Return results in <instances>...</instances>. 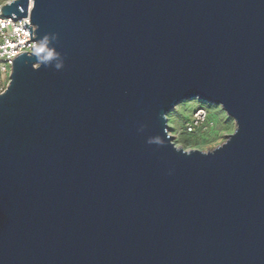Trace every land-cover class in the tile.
Wrapping results in <instances>:
<instances>
[{
	"label": "water",
	"instance_id": "95a60500",
	"mask_svg": "<svg viewBox=\"0 0 264 264\" xmlns=\"http://www.w3.org/2000/svg\"><path fill=\"white\" fill-rule=\"evenodd\" d=\"M29 15L44 50L14 58L0 92V264H264V0ZM191 98L235 121L212 150L169 133Z\"/></svg>",
	"mask_w": 264,
	"mask_h": 264
},
{
	"label": "rangeland",
	"instance_id": "374dc122",
	"mask_svg": "<svg viewBox=\"0 0 264 264\" xmlns=\"http://www.w3.org/2000/svg\"><path fill=\"white\" fill-rule=\"evenodd\" d=\"M8 81L6 82L7 85ZM199 107L206 110V121L199 128L188 131L186 123ZM169 133L177 146L185 149L212 150L222 144L230 129H235V121L219 104H213L198 98H191L179 102L166 114Z\"/></svg>",
	"mask_w": 264,
	"mask_h": 264
},
{
	"label": "built area",
	"instance_id": "2783aa9c",
	"mask_svg": "<svg viewBox=\"0 0 264 264\" xmlns=\"http://www.w3.org/2000/svg\"><path fill=\"white\" fill-rule=\"evenodd\" d=\"M1 13V12H0ZM27 18L28 26H31V38H34L33 26L30 23L29 10L26 16L16 18L13 20L11 17H4L0 15V22L3 23V27H0V53L6 51H16V49L21 47L19 41L23 38V31L28 32V37L23 40V47L29 49V51L20 52H36L37 46L36 40H29V31L24 28V25L20 22ZM29 40V41H26ZM15 47H9V46ZM7 55H0V92H2L6 87V82L9 81V75L11 71V63L13 59H7ZM206 110L203 107H199L192 114L190 120L186 123L188 131H193L196 127L199 128L206 121Z\"/></svg>",
	"mask_w": 264,
	"mask_h": 264
},
{
	"label": "snow or ice",
	"instance_id": "6c2138e0",
	"mask_svg": "<svg viewBox=\"0 0 264 264\" xmlns=\"http://www.w3.org/2000/svg\"><path fill=\"white\" fill-rule=\"evenodd\" d=\"M17 3L23 4V7H21L19 9V11L21 13H26L29 10V8H28L29 0H8V2L0 3V8H6L8 5H13V4H17ZM35 6H36V0H32V8L31 9L34 10ZM0 15H2V13H0ZM27 23H28V20H27V22L25 24H27ZM0 27H3V23L2 22H0ZM12 47H15V46L13 45ZM20 55H21V52H16L15 55L8 56L7 59L11 60L13 58L19 57ZM3 95H4V93H0V96H3ZM234 131H236V130L235 129H230V133L234 132Z\"/></svg>",
	"mask_w": 264,
	"mask_h": 264
},
{
	"label": "clouds",
	"instance_id": "9594fccd",
	"mask_svg": "<svg viewBox=\"0 0 264 264\" xmlns=\"http://www.w3.org/2000/svg\"><path fill=\"white\" fill-rule=\"evenodd\" d=\"M5 2H8V0H0V3H5ZM28 8L29 10L32 8V0H29V4H28ZM27 22V18H25L24 20H22L20 23L21 24H24ZM28 37V32L27 31H23V38L19 41V43L21 44V47L16 49V51H6V52H2L0 53V55H7V56H13L15 55L16 52H20V51H29V49L27 48H24L23 47V40L26 39ZM9 47H12L11 45ZM44 49L41 47V48H36L35 51L36 52H42ZM52 53L49 52L48 53V56H51ZM38 65H33V68H37ZM57 69H60L61 68V65L57 64Z\"/></svg>",
	"mask_w": 264,
	"mask_h": 264
}]
</instances>
